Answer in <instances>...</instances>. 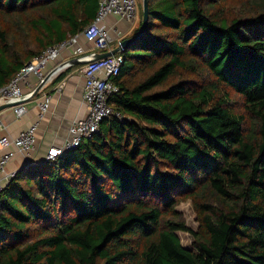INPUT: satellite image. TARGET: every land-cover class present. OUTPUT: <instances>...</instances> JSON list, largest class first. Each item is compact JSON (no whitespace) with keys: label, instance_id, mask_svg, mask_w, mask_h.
<instances>
[{"label":"trees","instance_id":"16d2710c","mask_svg":"<svg viewBox=\"0 0 264 264\" xmlns=\"http://www.w3.org/2000/svg\"><path fill=\"white\" fill-rule=\"evenodd\" d=\"M97 2L0 0V85ZM244 2L226 18L219 0H147L112 77L121 117L3 183L0 264H264V0ZM179 69L203 77L166 83ZM186 198L195 229L174 208Z\"/></svg>","mask_w":264,"mask_h":264},{"label":"built area","instance_id":"2783aa9c","mask_svg":"<svg viewBox=\"0 0 264 264\" xmlns=\"http://www.w3.org/2000/svg\"><path fill=\"white\" fill-rule=\"evenodd\" d=\"M109 15L128 22L134 21L137 15V0H98L92 19L80 31L45 47L21 65L6 83L0 85V102H14L11 105L13 114L22 115L25 112L23 102L35 85L47 73H50L48 77L50 78L62 66L69 63L64 61L62 65L56 63L52 67H47L50 61H54L66 49H70L78 59L88 57L89 54L79 42V36L91 43L95 51L110 49V42L114 39L112 31L119 41L121 30L105 24ZM121 61L122 56L117 51L100 58L90 59L82 64L81 74L84 78L82 99L86 113L69 121L64 138L59 144H50L45 149L42 160L52 159L79 144L83 138L97 130L101 119L109 116L121 117L120 111L109 102L110 98L118 92V85L112 77L117 73ZM49 100L48 94L41 96L36 101L38 111L35 119L14 135L1 133L3 124L0 122V190L3 183L15 171L5 170L7 161L17 152L27 155L28 158L32 157L36 141L35 129L39 118L48 108Z\"/></svg>","mask_w":264,"mask_h":264},{"label":"crops","instance_id":"0c3cea01","mask_svg":"<svg viewBox=\"0 0 264 264\" xmlns=\"http://www.w3.org/2000/svg\"><path fill=\"white\" fill-rule=\"evenodd\" d=\"M137 21L128 22L109 15L105 24L120 29L119 39H122L130 35L133 28L137 26ZM112 35L114 39L110 42V48L115 47L118 41V37L113 31ZM79 42L88 54L95 52L91 43L84 41L81 36H79ZM74 58L76 55L70 49H66L54 61L48 63L47 67H52L56 63L69 62L48 78L34 96L24 100L25 112L22 115L15 116L11 105L0 108V122L3 124L1 133L14 135L19 129L24 128L35 119L38 111L36 101L44 94L50 96L48 108L39 118L35 129L36 141L35 153H33L35 155L28 158L23 153H15L7 161L6 171L15 170L27 161L33 162V159L42 158L45 149L50 144H59L64 138L69 121L85 115L86 107L82 99L84 78L81 74L83 63H76L72 60ZM59 75L60 77L56 78ZM30 78L33 79V77Z\"/></svg>","mask_w":264,"mask_h":264},{"label":"rangeland","instance_id":"374dc122","mask_svg":"<svg viewBox=\"0 0 264 264\" xmlns=\"http://www.w3.org/2000/svg\"><path fill=\"white\" fill-rule=\"evenodd\" d=\"M137 1L140 2V0H137ZM219 2L220 3L216 5L217 11L223 14L226 18H230L232 16L246 15L249 13L247 11L248 8L244 0H219ZM138 17L140 18L139 4L137 6V15L134 21H137ZM143 74L144 72L135 73V76H136L135 78L139 79L140 76H142ZM181 77L183 78L190 77L191 79L198 81L203 77V74L202 73L189 74V72H187L186 70L179 69L178 75H175L174 77L170 78L169 80L166 81V83L176 80L177 78H181ZM227 99H228V105L230 106V108L232 107L233 111H235L236 113H241L245 115V117L247 116V112L244 109V104L240 96H238L233 91H230L227 95ZM39 161H43L42 158L39 157L38 159H33L32 163L39 162ZM27 163H31V161H27ZM174 208L179 211L185 225H187L188 227L192 229H195L196 227L195 213H194L190 200L188 198L181 199L177 202ZM175 233L182 246L190 247L192 238L189 232L183 231V230H176Z\"/></svg>","mask_w":264,"mask_h":264},{"label":"water","instance_id":"95a60500","mask_svg":"<svg viewBox=\"0 0 264 264\" xmlns=\"http://www.w3.org/2000/svg\"><path fill=\"white\" fill-rule=\"evenodd\" d=\"M140 5H141V18H140V24L137 28V31L132 34L129 35L127 37H124L122 39H120L118 41V43L115 45V47H112L110 49L104 50V51H95L92 53H89L87 58H83V59H78L77 57L72 59L74 60L76 63H84L90 59H95V58H100L112 53H115L117 51H120L121 49H123L125 46H127L128 44H131L133 41H135L143 32L146 22H147V0H140ZM71 60V61H72ZM64 63V62H63ZM63 63H59V65H62ZM50 76V73H47L42 79L41 81H39L35 87L31 90V92L29 93V95L26 97H32L35 95V93H37V91L41 88V86L43 85V83L45 82V80H47V78ZM14 104V102H8V101H4L3 103H0V108L2 107H6L9 105Z\"/></svg>","mask_w":264,"mask_h":264}]
</instances>
